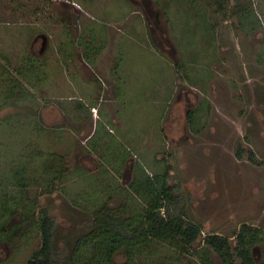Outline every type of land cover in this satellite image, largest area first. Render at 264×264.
<instances>
[{
    "label": "rangeland",
    "instance_id": "1",
    "mask_svg": "<svg viewBox=\"0 0 264 264\" xmlns=\"http://www.w3.org/2000/svg\"><path fill=\"white\" fill-rule=\"evenodd\" d=\"M243 74L264 94V0H0V95L13 79L27 91L0 111L1 192L21 197L13 170L31 159L36 180L23 202L56 218L53 264H75L92 207L129 204L131 214L144 203L132 181L170 165L202 236L189 255L151 242L132 264H206L197 249L225 264L204 237L234 247L243 224L259 229L248 244L264 263V164L249 157L264 161V111L244 130L238 111H216ZM51 169L64 175L56 188L45 182ZM21 219L16 211L9 225ZM21 227L0 244V264H25L41 245L37 225ZM114 264H129L124 250Z\"/></svg>",
    "mask_w": 264,
    "mask_h": 264
},
{
    "label": "trees",
    "instance_id": "2",
    "mask_svg": "<svg viewBox=\"0 0 264 264\" xmlns=\"http://www.w3.org/2000/svg\"><path fill=\"white\" fill-rule=\"evenodd\" d=\"M251 14L250 11L248 15ZM30 61V73L38 76L40 71L35 68L33 57ZM26 93L21 80H10V85L0 95L2 100L0 111L3 107L16 104L18 94L24 97L27 95ZM1 122L0 114V124ZM243 150V147L240 148L239 158H242ZM249 157L257 164H264V161L256 159L252 149H249ZM29 166L32 167L31 159L13 170L12 182L19 190L21 197H8L6 192H1V189L6 188L3 183L1 184L0 244L8 240L11 242L17 235L20 236L23 224L37 225L41 236V245L32 252L25 264H53L59 249V247H55L54 243L56 218L48 212L47 208L38 207L35 199L26 204L23 202L28 198L26 196L29 194V185L36 180V176ZM170 169L171 167L168 165L163 174H156L153 178L149 176L143 179L136 178L132 181V189L143 195L144 203L137 206L131 214L129 204H123L116 209H111L107 204L92 207L93 219L90 230L79 239L75 246V264H114V257L121 250L125 251L129 264H132L135 255L131 254L138 248L140 251L149 253L150 250L146 246L155 241L173 244L180 253L189 255L195 249L194 244L202 236L203 229L202 225L187 215L186 208L181 204L177 194L176 185L171 184L168 180ZM50 174L51 177L45 178V182L56 188L54 179L62 180L63 172L51 169ZM18 206L22 207L21 212L17 208ZM126 210H129V213H126ZM16 211L21 214L22 221L10 226L9 222ZM30 211H32V215L29 214ZM34 214L37 215L35 219ZM258 231L257 227L243 224L236 233L237 244L234 247H232L229 237L219 233L206 235L204 242L221 256L225 264H264L257 263L250 247L251 243L248 244L249 240H257ZM87 249L91 252L86 256L84 251ZM195 254L206 264H213L205 252L197 249Z\"/></svg>",
    "mask_w": 264,
    "mask_h": 264
},
{
    "label": "crops",
    "instance_id": "3",
    "mask_svg": "<svg viewBox=\"0 0 264 264\" xmlns=\"http://www.w3.org/2000/svg\"><path fill=\"white\" fill-rule=\"evenodd\" d=\"M241 77H238L237 79H231L232 84L238 91L236 96H232L231 87L227 86L225 89V102L218 103V108H216V111H238L235 116L237 119L236 124L238 129L244 130L249 124L248 118L252 111H264V94L260 91L261 88L254 84L253 77H249L248 75L245 77L244 74ZM226 84L228 85L227 82ZM245 84H249V86L246 85L247 91L244 90ZM209 107L210 104L208 103V108ZM240 111L249 112H243V114H241ZM262 119H264V117H261L260 121Z\"/></svg>",
    "mask_w": 264,
    "mask_h": 264
},
{
    "label": "flooded vegetation",
    "instance_id": "4",
    "mask_svg": "<svg viewBox=\"0 0 264 264\" xmlns=\"http://www.w3.org/2000/svg\"><path fill=\"white\" fill-rule=\"evenodd\" d=\"M96 110V109H95ZM94 111V110H93ZM95 115H97V114H95ZM252 226V225H251ZM255 227V226H254ZM252 253H253V251H252ZM254 255V254H253ZM254 257H255V255H254ZM255 260H256V258H255ZM259 263V262H258Z\"/></svg>",
    "mask_w": 264,
    "mask_h": 264
}]
</instances>
